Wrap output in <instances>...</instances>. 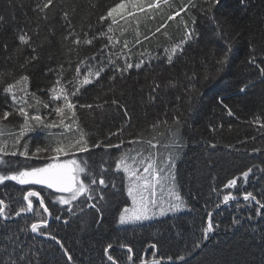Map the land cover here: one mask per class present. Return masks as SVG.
Listing matches in <instances>:
<instances>
[{"label":"snow or ice","instance_id":"1","mask_svg":"<svg viewBox=\"0 0 264 264\" xmlns=\"http://www.w3.org/2000/svg\"><path fill=\"white\" fill-rule=\"evenodd\" d=\"M251 3L237 0V7L246 13ZM4 5L0 8V186L8 189L14 182L29 187L22 190L19 202L9 192H0V226L17 218L26 220L25 227L0 237V264H42L40 250L21 240L25 232L33 234V239L41 236L54 242L64 264H84L64 238L51 230L49 220L68 225L74 218L86 229L90 225L83 218L90 215L91 223L101 226L110 207L109 196L114 194L109 189L117 188L116 175L127 197L119 210V225L150 221L186 208L176 174L178 155L186 147L183 130L202 95L201 88L232 71L236 45L244 38L242 31L229 29L227 17L221 19L223 0H28L27 4L4 0ZM204 25L217 37L209 43L218 47L199 52L198 59L192 57L194 70L162 79L157 69L175 68L192 43L201 39ZM54 44L57 53H46ZM41 66L47 82L34 86L35 71ZM257 82L264 84V35L258 40L252 32L236 95L247 97ZM93 90L92 102L82 103L81 97ZM169 90H182L176 100L187 101V109L166 107L144 126L130 130L127 97L139 94L142 103L154 106ZM216 103L229 117L235 115L223 96H217ZM109 109L120 113L121 125L110 128L102 138L93 135L82 122L80 110H88L94 118ZM246 123L264 135V107ZM209 127L216 132L223 124ZM249 139L256 137L238 143L246 146ZM208 146L214 150L218 145L209 141ZM225 147L239 151L233 144ZM97 149L104 150L109 159L91 161ZM112 149L118 150L114 167ZM250 151L264 154L262 147ZM261 181L264 167L253 164L226 180L227 193L222 194L218 186H211L210 191L222 196L215 208L234 202L238 213H246L233 216L230 227L247 223L256 233L259 226L264 252ZM45 190L47 195L42 194ZM54 205L65 207L53 211ZM206 216L194 249H200L220 227L212 212ZM158 245L159 241L150 244L154 258L147 260L136 256L128 243L107 241L102 245L101 264H136L137 260L139 264H165ZM166 260L187 264L185 255H169Z\"/></svg>","mask_w":264,"mask_h":264},{"label":"trees","instance_id":"2","mask_svg":"<svg viewBox=\"0 0 264 264\" xmlns=\"http://www.w3.org/2000/svg\"><path fill=\"white\" fill-rule=\"evenodd\" d=\"M27 4L28 0H24ZM82 3L83 0H80ZM108 2V0H105ZM221 8V19L227 17L229 20V29L236 28L244 33V38L236 45V50L232 57V71L225 73L219 81H213L206 88H201L202 95L197 98L194 105V113L189 116L187 125L183 130L186 147L179 153L176 161V174L178 190L187 203V207L181 212L167 215L160 219H154L145 223L132 224L120 227L118 226L119 210L124 206L127 199L123 192L120 176L114 177L117 184L116 189H109L110 207L105 213L102 225L91 223V216H85L84 221L90 226L82 229V225L74 218L68 225L50 219L49 224L59 237L64 238L67 246L71 248L74 254L84 261V264H101V249L103 243L111 241L113 244L128 243L133 246L136 256L152 260L153 250L149 247L151 243L159 241L160 254L165 257L171 255L174 258L177 255H185L187 264H264V252L261 251V241L259 226L256 233H253L249 224L244 223L235 227H230L231 219L235 215H245L238 213L234 202L214 211L215 204L221 197L210 191L211 186H218L222 194L229 190L223 188V184L234 174L253 164L264 167V154H252L251 148H264V135L258 130L257 126H249L246 121L253 115L259 114L264 107V84L257 82V87L249 92L247 97L236 95L239 79V71L247 55V37L250 33L256 32L259 40L264 35V0H252L251 6L245 13L237 7V0H223ZM4 0H0V8H3ZM19 16V13H17ZM57 34L61 31L59 23L57 24ZM202 36L198 42H193L188 49V55L177 61V66L173 69L160 67L157 69L162 74V79L166 80L173 76H181L183 71H192V57H198V53L216 48L215 41L217 37L211 32L208 25L200 29ZM10 36V32L6 37ZM57 45L51 49H46L57 53ZM133 73V80H135ZM47 77L43 76V66L35 71L34 86L39 84L43 86L47 82ZM143 82V76L140 77ZM131 85L132 81L128 82ZM94 90L86 92L81 97L82 103L92 102ZM180 92L169 90L161 96L156 105L142 103L139 94L135 97L128 96L127 104L132 115V128L144 126L148 121L154 119L158 113L165 108L176 107L181 111L187 109V101L183 104L176 100ZM217 96H223L234 111L235 115L229 117L217 103ZM82 122L91 130L93 135H103L111 128L115 129L122 123V116L115 109H109L105 114L99 112L93 118L88 110H80ZM223 124L222 129L216 132L210 130V125ZM231 125V130H229ZM246 137H256L255 140L249 139L246 146L238 141H243ZM115 142V138H113ZM217 143L216 149H211L208 142ZM233 144L239 151L228 149L225 145ZM245 147L248 151H245ZM86 155V154H85ZM111 163L114 167V161L118 155V150H110ZM101 158L109 159V155L102 149H97L91 157V161L99 163ZM208 161L214 162L209 164ZM111 175V173H109ZM259 176V173H257ZM260 183H264L261 181ZM8 189L0 186V192H9L17 202L22 197V190L29 186L15 185ZM253 184H256L255 178ZM259 187V184L256 185ZM37 189L39 186H34ZM249 190H252L249 187ZM43 195H47L45 190ZM243 203V201H241ZM62 205H54L55 208H63ZM214 211V212H213ZM213 212L215 220L220 227L212 235L211 239L203 242L200 249L192 248L194 240L199 239L200 229L206 214ZM259 220V218H257ZM26 220L17 218L15 222H9L7 225L0 226V237L5 232H17L18 228L25 227ZM253 235L255 239L253 240ZM21 240L25 246H35L40 250L42 264H64V257L61 255L54 242L46 240L44 237L35 236L30 232L21 234ZM94 250L92 249V246ZM191 249V251H189ZM83 250V251H82ZM119 249L117 252L119 253ZM156 258H159L157 256ZM167 261V260H166ZM139 264V260L136 261ZM179 264V262H178Z\"/></svg>","mask_w":264,"mask_h":264},{"label":"rangeland","instance_id":"3","mask_svg":"<svg viewBox=\"0 0 264 264\" xmlns=\"http://www.w3.org/2000/svg\"><path fill=\"white\" fill-rule=\"evenodd\" d=\"M179 212H181V211H179ZM179 212H176V213H179ZM176 213H171V212H169L167 215H173V214H176ZM167 215H165V216H167ZM165 216H158V217H156L155 219H160V218H163V217H165ZM154 220V219H153ZM150 221H152V220H150ZM145 222H148V221H144V222H140V223H145ZM136 224H139V223H136ZM128 225H132V224H128ZM118 226H120V227H123V226H127V225H119V223H118Z\"/></svg>","mask_w":264,"mask_h":264},{"label":"water","instance_id":"4","mask_svg":"<svg viewBox=\"0 0 264 264\" xmlns=\"http://www.w3.org/2000/svg\"><path fill=\"white\" fill-rule=\"evenodd\" d=\"M222 207H224V205H221L220 208H222ZM220 208H219V209H220ZM216 210H218V209L216 208L214 211H216ZM214 211H213V212H214ZM213 212H212V213H213ZM49 221H50V220H49ZM165 264H168V262H167L166 260H165Z\"/></svg>","mask_w":264,"mask_h":264}]
</instances>
